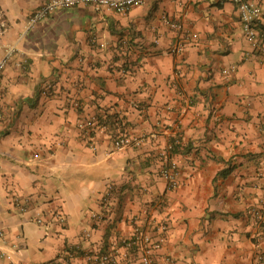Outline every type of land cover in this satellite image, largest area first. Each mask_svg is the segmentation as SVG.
I'll list each match as a JSON object with an SVG mask.
<instances>
[{
  "label": "crops",
  "instance_id": "1",
  "mask_svg": "<svg viewBox=\"0 0 264 264\" xmlns=\"http://www.w3.org/2000/svg\"><path fill=\"white\" fill-rule=\"evenodd\" d=\"M48 1L0 0V60L15 47L0 71V264H85L157 222L153 264H264L250 212L264 198V54L233 3L79 5L28 29ZM123 136L141 144L113 150Z\"/></svg>",
  "mask_w": 264,
  "mask_h": 264
},
{
  "label": "built area",
  "instance_id": "2",
  "mask_svg": "<svg viewBox=\"0 0 264 264\" xmlns=\"http://www.w3.org/2000/svg\"><path fill=\"white\" fill-rule=\"evenodd\" d=\"M236 7L239 14V19L242 26V32L248 40L251 48L260 54H264V40L259 35L257 28L264 24V0L258 2L252 0H230ZM143 0H50L41 5L35 10L28 19V29L35 27L40 21L45 19L48 15L60 10L74 8L79 5H88L95 9H107L118 14H126L132 7H140ZM174 30H180L181 25L178 23H168ZM4 25L0 21V37L3 33ZM181 47L174 50V53L181 52ZM15 51L14 46H9L5 49L4 57L0 60V71H2L6 64L8 57ZM234 69L223 70L225 76L229 75ZM45 95L46 92H43ZM89 127L93 126L87 123ZM142 139H135L131 137H118L113 140L112 149L121 150L130 146H139ZM178 145V141L168 144L165 154L163 155L164 165L161 168L160 175L165 181L168 190L173 191L179 187V171L178 166L168 154L171 153L173 146ZM94 149V148H93ZM111 197V188L108 187L103 197L104 206L108 205ZM19 206V205H18ZM251 215L254 219L257 228H263L259 232L257 239L264 241V198L260 199L256 206L251 209ZM105 214L99 216L94 215L96 220L104 218ZM59 224H64V218L57 216ZM38 224H41L42 217L36 219ZM151 230L145 231L140 225L133 228L130 237L121 241V244L109 248L102 253L85 254V264H153L154 255L158 253L166 243L167 227L163 222L150 223ZM258 261L264 263V255L258 256ZM61 264H73L72 260H66Z\"/></svg>",
  "mask_w": 264,
  "mask_h": 264
},
{
  "label": "trees",
  "instance_id": "3",
  "mask_svg": "<svg viewBox=\"0 0 264 264\" xmlns=\"http://www.w3.org/2000/svg\"><path fill=\"white\" fill-rule=\"evenodd\" d=\"M178 148H179L178 145L173 146V149H172L171 153L168 154V157H171V154H174L175 152H177L178 151Z\"/></svg>",
  "mask_w": 264,
  "mask_h": 264
}]
</instances>
